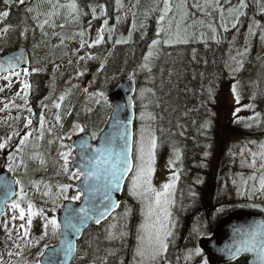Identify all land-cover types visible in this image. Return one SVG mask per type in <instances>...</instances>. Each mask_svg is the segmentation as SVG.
<instances>
[{
  "label": "rangeland",
  "instance_id": "obj_1",
  "mask_svg": "<svg viewBox=\"0 0 264 264\" xmlns=\"http://www.w3.org/2000/svg\"><path fill=\"white\" fill-rule=\"evenodd\" d=\"M10 1L19 6L30 0H23V3L20 0ZM122 2L121 0H115L114 8L117 9ZM130 2L132 5L128 6L127 9L129 17L126 16L127 13H124L112 28L107 23V16L104 15L103 9L97 12L96 17L90 18L94 22L86 30V46L80 43L72 46L71 49L76 52L75 54L78 51L79 53L86 51L89 55L90 50H94L102 44L107 47L110 36L114 37V41H117L118 44L126 45L132 42L139 28L146 25L144 24L146 20L143 19L146 14L139 15L138 19L135 20V16L137 17L139 13V0H130ZM240 2L241 0H168L169 11L166 14L165 0H161L158 4L148 3L149 6L151 5V9L155 11L152 15L156 21V25L153 27V35L156 37L154 40L158 43L153 45L154 40L151 42L145 54V57L148 56V60H145L144 57L142 67L151 65L152 56L155 55L152 51L154 47L160 53L165 46L187 45L208 42L209 40L221 42L223 39L228 48L227 76L222 87L223 94L221 93L222 95H219L216 100L218 107L211 110L209 114L210 122L215 123L216 121L215 124L219 131L217 136H211L210 138V143H213V138H216V154L214 157H207L206 149L198 154L199 160L192 169L196 176L189 175L187 177L184 181L183 190L179 195H177V192L181 181L180 174L184 169L186 170V164L178 161L179 158L174 154L168 157V160L161 162H157L155 158V163L152 166L153 171L149 178L151 188L154 191H147L148 184L145 183H141L134 192L130 191L133 177L136 175L137 143L140 140L142 130L145 136L151 134L156 138L152 122V103H147L144 100L143 92L137 88L134 103L137 104V107L139 105L140 110L137 109L136 111L135 107L134 170L125 188L127 197L134 200L139 206L133 264H169L171 261L179 260L178 247L185 226L183 224L185 223L184 220L199 207L205 206L214 199L217 205L220 206L217 216L208 219V214H205L204 219H194L191 235L185 243L187 248L185 253L188 254H186L183 264H193L194 256L201 257L200 253L196 251L195 242L210 237L215 219L226 212L227 204L245 202L255 206L261 204V201L264 202V189L261 188L260 184L261 177H264V167H262L264 165V148L261 147L264 145V113H256L260 101L258 102L255 98L254 88L248 84L241 83L242 85L239 86L238 83H232V81L239 79L246 59L249 57H253L255 60L264 58V38H262L264 37V0H244V7H240ZM46 4H51L50 9L53 10L52 12H55V9H58L61 5L59 0H47ZM161 15H164L163 20L160 19ZM130 16L133 18L132 33ZM113 28H116L115 34ZM6 31L7 28L1 30L3 33ZM120 37L125 39L124 43L118 42ZM97 40L100 42L96 43ZM165 41H168V43H165ZM53 43L58 45L59 41L56 40ZM108 49L110 50V46H108ZM150 50L152 55H149ZM77 57L79 58V56ZM35 61L39 63L37 58H35ZM38 65L35 64V67ZM30 69L32 70V68ZM73 69L75 82L71 83V89L81 86L90 76L88 73L82 74L75 66ZM44 71L48 77L40 80V83L43 86L45 95L42 101L37 102L32 108L28 107L27 101L30 96L29 78L30 74H33L32 71L0 76V132L5 134L4 137L0 135V144L4 145L0 150L3 151L6 148L9 151L13 146L15 147L7 164L15 162L6 169L16 183L15 199L9 207L5 208L0 222L1 231L4 234V245L0 251V264H17V261L22 262V264H39L43 252L57 244L59 234L53 233L48 221L51 219L57 221V213L63 202L77 203L80 200L81 195L74 185L82 178V175L80 172L70 169L73 185L63 186L64 181L70 180V172L69 170L65 171V161L60 155L62 152L57 147L58 138H55V136L62 135L61 147H66V142H69L70 146V140L81 134H89L92 141L95 142L107 124L111 112L106 92L107 87H99L100 90L93 97L88 96L91 92L87 90L86 93L88 94L85 96V105L82 111L88 114L91 107L94 108V111L88 117L83 118L82 122L74 121L68 127V119L71 115L72 119L77 120L74 117L76 106L69 105L64 109L63 104V101L69 96L70 84L68 83V86L63 88L61 93L57 92L54 86V71H57V66H52L51 71H46L43 68ZM233 85L235 92L233 91ZM239 102H243V104L240 105ZM57 104H59V107H56ZM227 105H236V109L232 110L234 112L227 111V108H225ZM22 112L25 115L24 123L27 121L26 127H29L28 129H20L15 126V123L23 115ZM247 112L251 114L242 118L241 114ZM232 115L235 116L234 123L229 122ZM41 118H43V124H41ZM77 118L81 119V115ZM24 123L20 127H24ZM81 128L83 131L80 130ZM247 128H255L256 130L242 135L241 133L247 132ZM18 133H23V137H19L21 134ZM11 134L18 136L13 146L14 139L11 138ZM52 136L54 142L50 139ZM48 141L54 143L53 147L48 145ZM15 152H17L16 160L13 156ZM176 152L180 154L178 150ZM74 155L75 151L71 148V153L67 157V166L73 161ZM199 155L201 156L199 157ZM204 180L205 183H203ZM54 181L55 186H58L59 189L55 187L49 194H46L45 202L39 203L40 195L34 192L36 185L40 186L48 183L54 185ZM165 184L173 185L168 190L167 195V199L170 201L167 206L170 216L167 217L166 223L168 224V230L171 232V235L165 241L167 248L157 254L155 258H152L150 254L142 257L137 254L138 236L140 235L138 229L146 221L149 205H154L155 193L162 192ZM64 187H67L66 192L62 191ZM29 188L30 190H28ZM76 196H79V199H73ZM13 204H17L18 207L13 208ZM30 205L32 212L35 214L31 216L29 222ZM262 209L264 210L263 203ZM21 212L24 213L23 218L20 216ZM157 215L160 216L161 220H164L159 209H157ZM122 218H126L125 213H121L119 220H122ZM156 218V215H154L151 220L154 221ZM46 224L48 225L47 228L45 227ZM58 232L60 233V230ZM42 243H44V247L47 245L45 250H43Z\"/></svg>",
  "mask_w": 264,
  "mask_h": 264
},
{
  "label": "trees",
  "instance_id": "obj_2",
  "mask_svg": "<svg viewBox=\"0 0 264 264\" xmlns=\"http://www.w3.org/2000/svg\"><path fill=\"white\" fill-rule=\"evenodd\" d=\"M59 1L60 7L52 12L51 4H46L47 0H30L19 6L10 0L7 2L0 0V23L2 27L7 28L6 34L0 35V52L5 54L19 47H24L28 51L33 73L30 78L32 83L31 94L34 97L38 96L36 98H41V96L43 98L45 95L40 80L48 76L45 71L43 72V68L46 71H51L52 66H57V71H54L56 91L61 93L63 88H66L68 83L70 84L69 96L63 101L64 109L66 106L75 105L78 110L74 109V117L77 120L72 119L71 115L68 119V127L74 121L82 122L83 118L88 117L94 111L93 107L88 114L82 111L85 105V96L88 94L86 93L87 90L91 92L88 96L93 97L100 90L99 87L103 86L107 87L106 92L109 95L117 85L133 78L136 90L137 88L140 89L144 94V100L147 103H152V122L157 141L155 152L157 162L168 160V157L173 154L177 156L176 151L178 150L180 153L178 154V161L186 164V170L184 169L180 174L181 181L177 195L181 194L187 177L189 175L196 176L192 169L199 160L198 154L204 152L205 149L207 157H214L216 154V138H213V143H210V138L217 136L219 131L215 124L216 121L215 123L210 122L209 114L211 110L218 107L216 100L219 95L223 94L222 87L227 76V43L222 39L221 42L209 40L208 42L187 45L165 46L160 53L154 47L152 51L155 55L152 56L151 65L142 67L147 49L156 38L153 35V27L156 25V21L152 17L155 11L151 9V5L149 6L148 3L158 4L161 0H139V13L137 17L135 16V20L138 19L139 15L145 13L146 16L143 19L146 20L144 23L146 25L139 28L132 42L126 45L118 44L117 41H114L115 38L110 36L107 47L102 44L94 50L92 49L93 51L90 50L89 55L86 51L80 53L78 51L75 54L76 52L71 47L78 43L83 46L86 45V30L94 22L90 18L96 17L100 9L104 10L107 23L112 28L120 17L127 13L128 6L130 7L132 3L130 0H121L123 2L115 9V0ZM67 2L75 3L76 11L73 12L66 7ZM4 12H7L8 15L4 16ZM126 16L129 17L128 13ZM130 18L132 33L133 18L132 16ZM113 29L115 34L116 28ZM3 39L5 42H2ZM56 40L59 41L58 45L53 43ZM118 41L124 43L125 39L120 37ZM108 46H110V50ZM35 58L39 60V63L35 61ZM35 64L39 65L35 67ZM74 66L82 74L88 73L90 75L91 79L86 87H84L86 82L82 84L79 81L82 85L71 89V83L75 82ZM239 81L254 88L255 98L258 102L260 101L258 103L259 109L264 113V58L255 60V58L249 57L246 59ZM39 100L42 101V99ZM33 101L35 102V98L31 100V102ZM88 101L90 102V100ZM135 107L136 111L137 109L140 110L139 105L137 107L135 104ZM79 115H81V119L77 118ZM15 126L18 127L17 123ZM241 134H248V132ZM0 135L5 136L1 132ZM11 135V138L14 139L13 146L17 137L14 134ZM56 137L58 138L57 147L61 149V152L67 153L70 148L69 142H66V147H61L62 135L58 134ZM50 139L54 142L53 136ZM53 142L48 141V145L53 147ZM17 152L13 155L15 160ZM10 154L7 156V162L12 157ZM7 162L6 167L12 166L15 161L13 163L10 161L9 164ZM3 163L4 160L1 157L0 169ZM67 169L70 172V180L64 181L63 186L73 185L69 165ZM53 183L54 185L49 183L36 185L34 192L40 195L39 203L45 202L46 193L49 194L55 187L59 189L58 186H55V181ZM196 190L198 191L197 187ZM262 203L263 201L255 206L245 202L227 204L226 212L220 214L218 218L225 217L237 210L264 215ZM127 206L129 207L128 210ZM217 208L219 210L220 206ZM121 213H125L126 218L119 220ZM115 216L99 227H90L83 234L77 244L76 256L71 264H133L139 206L124 193L120 209ZM215 224L214 222L213 227ZM191 227L186 239H189L191 235ZM213 230L214 228L211 232ZM201 240L195 242L197 249H199ZM3 242L4 234L0 227V251L4 245ZM42 244L44 247V243ZM46 247L47 245L43 250ZM185 249H187L185 243H180L178 247V258L180 259L171 261L169 264H183L184 258L188 254L185 253ZM199 253L201 257L194 256L193 264H203V262L207 264L205 255L201 250ZM17 264H22V262L17 261ZM233 264H246V260L241 259Z\"/></svg>",
  "mask_w": 264,
  "mask_h": 264
},
{
  "label": "water",
  "instance_id": "obj_3",
  "mask_svg": "<svg viewBox=\"0 0 264 264\" xmlns=\"http://www.w3.org/2000/svg\"><path fill=\"white\" fill-rule=\"evenodd\" d=\"M17 57H19L18 62ZM9 62L16 64V67L7 70ZM30 67V56L24 47L5 54L0 53V76L25 69L29 70ZM135 93L136 84L133 78L120 83L109 93L111 113L96 142L93 143L86 134L71 139L70 146L75 150V156L70 163V168L82 173V179L75 184L81 197L78 203L65 202L58 212V224L60 225L58 242L55 246L44 251L40 258V264H71L76 255L77 244L83 234L90 227H99L106 223L119 210L126 183L134 169ZM126 145L127 151L125 152ZM125 158L131 161L132 167L123 174L119 188L113 187L109 193L112 201L118 206L109 209L97 223V210L104 211L103 205L108 203L105 200V193L109 191L106 189V184L111 168L114 164L122 168ZM15 196V180L4 167L0 172V221L6 206L15 199ZM81 209L88 211L81 213ZM72 216L84 217V222L80 225L78 233L65 228L66 219ZM75 222L79 223V220ZM258 227L264 228V215L246 211L232 213L221 220L212 237L199 243V248L204 253L207 264H233L241 259H245L246 264H264V258L259 250L261 242L264 241V235L256 236L257 247L254 250L236 252V247L242 241L251 239L248 234ZM68 241H71L73 250L66 254Z\"/></svg>",
  "mask_w": 264,
  "mask_h": 264
},
{
  "label": "snow or ice",
  "instance_id": "obj_4",
  "mask_svg": "<svg viewBox=\"0 0 264 264\" xmlns=\"http://www.w3.org/2000/svg\"><path fill=\"white\" fill-rule=\"evenodd\" d=\"M7 2V0H6ZM21 3H23V0H20ZM71 10H76V4L75 3H69L66 5ZM240 7H244V0H241ZM31 11V9H29ZM169 11V5L168 0H165V14ZM232 11V10H230ZM4 16H7L8 13L4 12ZM161 20L164 19V15H161ZM264 38V37H262ZM179 39V37H177ZM100 41L97 40L96 43H99ZM119 42V41H118ZM158 41H153V45H156ZM165 43H168V41H165ZM149 55H152V52L150 50ZM17 62L19 61V57L16 58ZM145 60H148V56L145 57ZM147 65H145L146 67ZM16 67V64H13L9 62L8 69L11 70ZM25 73H27V70H24ZM18 75V73H17ZM233 91L235 92V87L233 88ZM63 99V97H61ZM238 102V101H237ZM56 107H59V104L56 105ZM41 124H43V118H41ZM83 131V129H80ZM23 143V141H21ZM4 145L0 144V148H3ZM157 147V141L155 136L149 134L147 136L144 135L143 130L140 137V140L137 143V164H136V175L133 177V184L130 189V191H135L141 183L148 184L147 191H154L151 188L150 185V177L153 171V164L155 163V149ZM264 148V145L261 146ZM125 152L127 151V145L125 146ZM71 153V148H69V151L67 153H60L62 158L65 161V171H67V164H68V155ZM177 158H179L177 154ZM171 162V161H170ZM99 163V161H97ZM132 167V163L130 160L125 158L123 167H118L117 165H113L110 171V176L108 178V183L106 184V189L109 191H106L105 193V200L108 201V203H105L103 205L104 211H98L96 222H100V218L105 216V214L109 211V209H114L118 205L112 201L110 196V189L111 188H119V182L123 178V174L128 172ZM264 167V165H262ZM18 183V181H17ZM261 188L264 189V177H261ZM171 184H165L163 185V191L162 192H156L155 193V201L154 205L150 204L148 207V211L146 214V221L143 223L140 228L138 229V232L140 235L138 236V247H137V254L140 256H145L146 254H150L152 258H155L157 254L160 252L166 250L167 245L165 243L167 237L171 235V232L168 230V224L166 223L167 217L170 216V213L167 210V206L169 205L170 201L167 199L168 190L172 187ZM62 191H67V187H64ZM47 194V193H46ZM73 199H79V196L74 197ZM13 208H17V204L12 205ZM157 209L163 214L164 220L160 219V216L157 215ZM88 210L81 209L80 212L84 213ZM35 213L31 210V205L29 206V222L32 215ZM156 215V219L154 221L151 220V218ZM21 218H23L24 213H20ZM76 220H79V223L75 222ZM84 222L83 216H72L68 217L65 221V228L71 230L72 232L78 233L80 231V225ZM48 224L51 225L53 233H57L60 230V225L57 224V221L55 219H51L48 221ZM47 224L45 227L47 228ZM258 234L264 235V228H257L253 231H251L248 235H250L251 239L244 240L240 243L238 247H236V252L240 251H248V250H254L257 245L255 244V238ZM73 250V246L71 244V241H68V247H67V253H70ZM260 253L262 254V258H264V241L261 242L259 246ZM197 253H199V249L196 250Z\"/></svg>",
  "mask_w": 264,
  "mask_h": 264
},
{
  "label": "flooded vegetation",
  "instance_id": "obj_5",
  "mask_svg": "<svg viewBox=\"0 0 264 264\" xmlns=\"http://www.w3.org/2000/svg\"><path fill=\"white\" fill-rule=\"evenodd\" d=\"M4 40V39H3ZM2 40V41H3ZM30 71H32L31 69H30ZM38 74V73H37ZM33 74H30V78H31V76H32ZM30 78H29V91H30V96H29V98L27 99V101H28V107L29 108H32V107H34L35 106V104L37 103V102H39L40 100L39 99H43L42 98V96H41V98H36V97H38V96H32V94H31V90H32V87H31V82H30ZM90 78V76L87 78V79H89ZM234 82L235 83H238V85L240 86V85H242L241 83L242 82H240L239 81V79H237V80H235V81H232V83L234 84ZM228 83H230V82H228ZM231 84V83H230ZM232 87H234V85L232 86ZM44 94H45V91L43 92ZM33 98H35V102L33 101V102H31V100L33 99ZM238 101V100H237ZM239 104L240 105H242L243 104V102H239ZM31 106V107H30ZM236 105H227L225 108H227L226 110L227 111H232V110H235L236 109V107H235ZM232 112H234V111H232ZM244 112V111H243ZM254 112H256V111H254ZM22 114H23V112H22ZM36 114H38L37 112H36ZM234 114V113H233ZM251 113H242L241 114V116H242V118H244L245 116H248V115H250ZM24 118H25V115L23 114V115H21V117L19 118V120L17 121V125H18V128H20V129H28L29 127H26V123H27V121L24 123ZM229 122L230 123H234L235 122V116L234 115H232V119L231 120H229ZM24 123V127H20L22 124ZM31 127V126H30ZM250 129V128H249ZM248 128L246 129V130H249ZM18 134H21V136H19V137H23V133H18ZM18 137V136H17ZM14 146L9 150V151H7V149L5 148L3 151H1L0 150V160H1V157L3 158V160H4V163H3V166H2V168L1 169H3L4 167H5V164H6V159H7V156L10 154V153H12L13 151H14ZM4 152V153H3ZM1 169H0V172H1ZM210 177V176H209ZM211 178V177H210ZM206 181L204 180L203 181V183H205ZM212 199H213V197H212ZM217 203H216V201L213 199L212 201H210V203L208 202L207 203V205H203V206H201V207H199V209H197V210H195L194 212H192V214H190V215H188V217L184 220L185 221V226H184V229H183V232H182V235H181V243H186L189 239H186V236H187V233H188V230H189V228H190V226H194V222L192 223V221H194V219H196V218H198V219H200V218H202V219H204L203 217L205 216V214L207 213L208 214V219H212V218H214V216H217L216 214H218L217 213V211H219L218 210V208H217ZM206 212V213H205ZM224 217H222V218H216L215 219V226H214V230H215V228H216V226L218 225V223L223 219ZM206 220V219H205ZM192 228V227H191ZM212 234H213V232L211 233V235H210V237L212 236Z\"/></svg>",
  "mask_w": 264,
  "mask_h": 264
},
{
  "label": "bare ground",
  "instance_id": "obj_6",
  "mask_svg": "<svg viewBox=\"0 0 264 264\" xmlns=\"http://www.w3.org/2000/svg\"><path fill=\"white\" fill-rule=\"evenodd\" d=\"M87 72V71H86ZM92 84V83H91Z\"/></svg>",
  "mask_w": 264,
  "mask_h": 264
}]
</instances>
